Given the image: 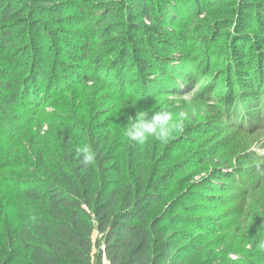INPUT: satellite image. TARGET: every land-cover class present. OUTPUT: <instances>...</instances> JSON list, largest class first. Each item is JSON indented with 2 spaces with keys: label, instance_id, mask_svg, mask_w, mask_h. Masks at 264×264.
Wrapping results in <instances>:
<instances>
[{
  "label": "rangeland",
  "instance_id": "374dc122",
  "mask_svg": "<svg viewBox=\"0 0 264 264\" xmlns=\"http://www.w3.org/2000/svg\"><path fill=\"white\" fill-rule=\"evenodd\" d=\"M195 2L174 0L160 29L168 33L165 40L132 32L135 39L146 40L137 52L150 67L142 72L137 55L125 57L120 80L126 87L114 89L106 79L114 86L119 81L113 68L119 66V41L131 33L132 21L121 18L118 31L97 37L88 20L99 18L97 3L87 9L83 0H4L16 12L5 25L11 27L17 46L0 51V69L8 70L0 80L16 79L21 87H31L32 94L28 79L35 67L40 98L51 96L46 104L36 103L22 97V88L14 103L8 102L9 92L0 93L7 99L0 100L7 108L0 110V163H13L0 175L10 183L29 177L41 139L49 140L60 130L51 121L63 123L67 130L77 125L85 137L96 131L109 141L102 142L105 153L121 157L126 174L137 168L142 153L148 175L169 182L161 209L176 226L167 237L187 238L179 250L189 259L187 264H264V252L256 248V241L264 239V25L257 19H264V0H200L198 7ZM83 47L87 50L81 53ZM152 49H162L157 53L168 59L166 71H158L149 54ZM142 82H152L153 88H144ZM175 87L180 93H172ZM56 90L63 92L57 96ZM228 99L234 101L229 114ZM90 101V107L80 110L56 107ZM140 109L195 115L167 142L137 145L124 132L127 118ZM11 137L14 141L8 145ZM48 147L57 155L64 153L57 145ZM108 173L114 175L111 168ZM3 192L8 199L0 192V206L11 204L10 192Z\"/></svg>",
  "mask_w": 264,
  "mask_h": 264
},
{
  "label": "trees",
  "instance_id": "16d2710c",
  "mask_svg": "<svg viewBox=\"0 0 264 264\" xmlns=\"http://www.w3.org/2000/svg\"><path fill=\"white\" fill-rule=\"evenodd\" d=\"M195 1L198 7L200 0ZM83 2L87 9H92L96 3L101 7L102 12L98 14L100 15L98 19L93 17L88 19L90 25L95 27L92 32L97 37L118 31V20L121 18L134 21L131 22L129 29L131 33L119 41L121 43L118 53L121 59L119 66L113 68V71L120 74L119 81L114 86L110 79H106L112 88L122 89L126 87L125 80H120L124 75L125 57L137 55L136 64L142 72L150 67L147 60L139 57L137 52L141 44H146V40L135 39L132 32L141 31L143 36L148 35L150 40H165L168 33H163L160 29L162 22L170 17L169 8L173 6L174 0H83ZM2 8L0 51H6L17 46L11 27L5 25L13 18L15 11L11 5L5 6L4 0H0V9ZM194 11L197 12L195 9ZM139 19L140 23L135 22ZM257 19L264 25L263 17L258 16ZM170 20L172 23L175 19ZM242 25L238 29L239 32L244 27ZM85 50L87 48L83 47L81 53ZM152 51L153 53L149 54L154 57L158 71H166L169 68L167 66L169 61L157 53L162 49ZM11 63L14 67L16 60L12 59ZM129 66L131 68V65ZM262 66L264 67L263 64ZM36 70L37 68H32L34 76L29 74L28 80L35 92L38 91L37 94L35 92L30 94L31 87L27 84L21 87L16 79L13 83L0 80V93L9 92L8 102L16 103L24 88L23 98L46 104L51 95L46 93L44 98H40L42 85L36 83ZM100 70L99 72H103ZM6 72L8 70L0 69V77ZM110 72L107 74L110 75ZM183 83L180 81V84L184 85ZM152 84L142 82L144 88L152 89ZM61 92L63 91L56 90L55 94L59 96ZM172 93L180 92L175 87ZM228 98L233 100V93L229 94ZM7 99L0 98L4 101ZM138 99L141 100V97L138 96L136 100ZM229 99L227 105L225 104V112L228 114L233 110L234 102ZM91 103L93 101L77 102L78 105L58 103L56 107L67 109L72 106L73 109L80 110L85 106L90 107ZM250 103L252 104V101ZM0 110L2 112L7 110L2 101ZM50 123L57 125L60 130L53 136L50 135L49 140L41 139L36 164H33L32 172L28 171V175L31 173L29 177L24 181L10 183L5 175H0L2 176L0 192L3 199H8L7 194L3 192L6 190L7 193L10 192V203H17V207L5 203H1L0 206V256L3 257L0 264H104V259L109 264H187L189 259L181 257L179 252L181 244L186 242L187 238L175 241V235L167 237L169 231L176 226L173 218L168 219L167 213L161 209L167 194L166 184L169 182L162 179L156 182L153 175H148L143 154H138L137 168L131 174H126L121 157L105 153L102 149V142L109 141L107 139L103 141L98 132L90 130L87 132L88 137H85L80 133L84 129L77 125L67 130L63 123L53 121ZM18 130L13 132L16 133L15 136ZM14 138H9L8 145ZM48 144L57 145L64 153L57 155ZM84 145H90L97 154L96 162L87 167L82 165L76 154V149ZM10 164L0 163V170L6 169ZM12 164L9 168H13ZM18 164L25 165L21 161ZM108 168L113 170L114 175L111 177L108 175ZM5 195L7 197H4ZM168 223L172 225L169 226Z\"/></svg>",
  "mask_w": 264,
  "mask_h": 264
},
{
  "label": "clouds",
  "instance_id": "9594fccd",
  "mask_svg": "<svg viewBox=\"0 0 264 264\" xmlns=\"http://www.w3.org/2000/svg\"><path fill=\"white\" fill-rule=\"evenodd\" d=\"M194 115L195 112H182L177 117L163 109L156 111L140 109L135 117L127 118L124 135L130 143L137 145H143L149 140L164 143L176 132L182 130L184 123ZM76 154L82 165L86 167L96 162L97 154L90 145L78 147ZM256 248L264 252V239L256 241Z\"/></svg>",
  "mask_w": 264,
  "mask_h": 264
},
{
  "label": "crops",
  "instance_id": "0c3cea01",
  "mask_svg": "<svg viewBox=\"0 0 264 264\" xmlns=\"http://www.w3.org/2000/svg\"><path fill=\"white\" fill-rule=\"evenodd\" d=\"M108 264H109V262H108Z\"/></svg>",
  "mask_w": 264,
  "mask_h": 264
}]
</instances>
